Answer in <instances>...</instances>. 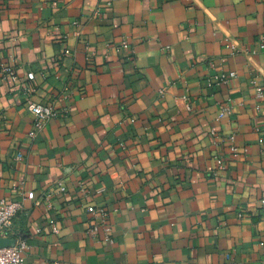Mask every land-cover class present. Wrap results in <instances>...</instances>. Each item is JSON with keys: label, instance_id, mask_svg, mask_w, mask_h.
<instances>
[{"label": "crops", "instance_id": "0c3cea01", "mask_svg": "<svg viewBox=\"0 0 264 264\" xmlns=\"http://www.w3.org/2000/svg\"><path fill=\"white\" fill-rule=\"evenodd\" d=\"M263 38L264 0H0L24 264H264Z\"/></svg>", "mask_w": 264, "mask_h": 264}, {"label": "built area", "instance_id": "2783aa9c", "mask_svg": "<svg viewBox=\"0 0 264 264\" xmlns=\"http://www.w3.org/2000/svg\"><path fill=\"white\" fill-rule=\"evenodd\" d=\"M124 47H127L124 44ZM261 49L264 51V38L260 44ZM66 53H69L66 51ZM13 58L14 56H9ZM0 74L2 80H6L8 78H16V70L13 67H9L3 60L2 53H0ZM235 74L231 73L229 76L222 75L218 79L222 83L228 82L229 78L234 77ZM28 78L30 80L34 79V74L29 73ZM256 84V82H253ZM259 94L264 97V92L261 87H258ZM163 94V91L160 92ZM27 111L32 114L35 118V127L37 131H40L45 124L52 118L58 115V111L51 104L44 105L41 103L30 102L27 105ZM230 113V107L225 105L223 106L219 119L223 118L226 114ZM259 131V129H256ZM236 150V149H234ZM60 192H65L66 188L63 184L59 183ZM21 197V201H13L7 202L0 195V239H11L14 241V244L10 247H4L0 249V264H24L25 254L28 250V243L26 236L23 234L17 233L14 231L15 221L17 217L24 211V202L23 200L29 199L34 202L35 205H40L41 200L36 199L34 192H25L21 191L19 194ZM49 200V197H47ZM264 203V201H262ZM90 211L95 212L96 210L91 208ZM98 214L102 217L105 216L104 210L99 209ZM94 232L98 231V227L95 226L91 228Z\"/></svg>", "mask_w": 264, "mask_h": 264}, {"label": "water", "instance_id": "95a60500", "mask_svg": "<svg viewBox=\"0 0 264 264\" xmlns=\"http://www.w3.org/2000/svg\"><path fill=\"white\" fill-rule=\"evenodd\" d=\"M14 244V241L11 239H0V249L4 247H10Z\"/></svg>", "mask_w": 264, "mask_h": 264}]
</instances>
